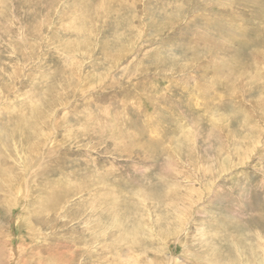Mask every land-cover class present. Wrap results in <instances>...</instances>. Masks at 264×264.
Listing matches in <instances>:
<instances>
[{
    "label": "rangeland",
    "instance_id": "374dc122",
    "mask_svg": "<svg viewBox=\"0 0 264 264\" xmlns=\"http://www.w3.org/2000/svg\"><path fill=\"white\" fill-rule=\"evenodd\" d=\"M0 245L264 264V0H0Z\"/></svg>",
    "mask_w": 264,
    "mask_h": 264
},
{
    "label": "bare ground",
    "instance_id": "6f19581e",
    "mask_svg": "<svg viewBox=\"0 0 264 264\" xmlns=\"http://www.w3.org/2000/svg\"><path fill=\"white\" fill-rule=\"evenodd\" d=\"M52 185H53V184H52ZM54 185H55V184H54ZM54 185H53V186H54ZM56 185H57V184H56ZM54 187H55V186H54ZM49 188H50V187H49ZM60 188H61V187H60ZM61 189H62V188H61ZM48 190H49V189H48ZM50 190H51V189H50ZM50 190H49V191H50ZM59 190H60V189H59ZM53 191H54V190H53ZM55 192H56V190H55ZM55 192H54V194H55ZM60 192H64V191L61 190ZM65 192H67V191H65ZM45 194H46V193H45ZM59 194H60V193H59ZM76 194H77V193H76ZM48 195H50V194H48ZM65 195H66V194H65ZM50 196H51V195H50ZM50 196H47V197H50ZM56 196H57V195H56ZM53 197H54V196H53ZM59 197H60V196H59ZM67 197H68V196H67ZM62 198H63V197H62ZM62 198H61V199H62ZM50 200H52V199H50ZM48 201H49V200H48ZM50 202H51V201H50ZM50 202H49V203H50ZM56 203H57V200H56ZM50 206H51V205H50ZM44 210H45V209H44ZM49 210H50V209H49ZM1 245H2V243H1ZM1 245H0V246H1Z\"/></svg>",
    "mask_w": 264,
    "mask_h": 264
}]
</instances>
